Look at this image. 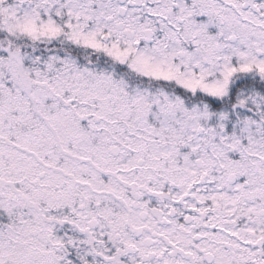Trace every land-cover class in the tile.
Segmentation results:
<instances>
[{"label": "snow or ice", "instance_id": "obj_1", "mask_svg": "<svg viewBox=\"0 0 264 264\" xmlns=\"http://www.w3.org/2000/svg\"><path fill=\"white\" fill-rule=\"evenodd\" d=\"M0 264H264V0H0Z\"/></svg>", "mask_w": 264, "mask_h": 264}]
</instances>
